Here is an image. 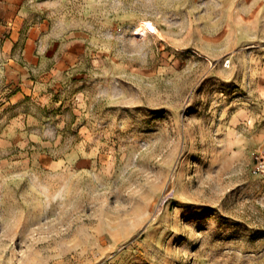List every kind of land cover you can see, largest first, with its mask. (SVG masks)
<instances>
[{"label":"rangeland","instance_id":"374dc122","mask_svg":"<svg viewBox=\"0 0 264 264\" xmlns=\"http://www.w3.org/2000/svg\"><path fill=\"white\" fill-rule=\"evenodd\" d=\"M260 162L264 0H0V264H264Z\"/></svg>","mask_w":264,"mask_h":264},{"label":"built area","instance_id":"2783aa9c","mask_svg":"<svg viewBox=\"0 0 264 264\" xmlns=\"http://www.w3.org/2000/svg\"><path fill=\"white\" fill-rule=\"evenodd\" d=\"M260 164H261V162H260ZM261 169L264 171V165L263 164H261Z\"/></svg>","mask_w":264,"mask_h":264}]
</instances>
